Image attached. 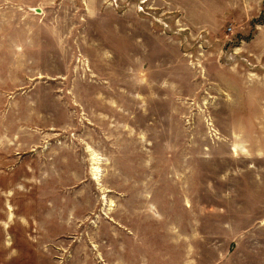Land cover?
Instances as JSON below:
<instances>
[{"label":"rangeland","instance_id":"1","mask_svg":"<svg viewBox=\"0 0 264 264\" xmlns=\"http://www.w3.org/2000/svg\"><path fill=\"white\" fill-rule=\"evenodd\" d=\"M0 264H264V0H0Z\"/></svg>","mask_w":264,"mask_h":264}]
</instances>
